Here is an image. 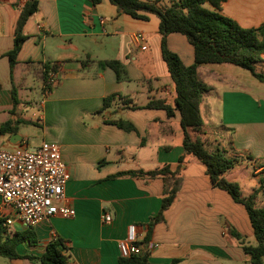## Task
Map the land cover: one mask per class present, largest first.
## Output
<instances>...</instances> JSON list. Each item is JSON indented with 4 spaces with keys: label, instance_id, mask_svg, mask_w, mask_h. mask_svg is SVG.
Masks as SVG:
<instances>
[{
    "label": "crops",
    "instance_id": "obj_1",
    "mask_svg": "<svg viewBox=\"0 0 264 264\" xmlns=\"http://www.w3.org/2000/svg\"><path fill=\"white\" fill-rule=\"evenodd\" d=\"M25 2L0 0V125L9 120L20 122L15 133L0 134V147L10 150L28 145L29 137L22 130L34 124L39 129V143L59 148L69 174L63 203L73 208L74 216L41 221L32 227L36 244L20 243L16 253L39 257L45 245L58 236L65 242L61 252L67 264H119L116 245L127 226L136 227L141 244L150 218L160 209L165 188L169 190L176 179L171 204L149 232L146 243L157 247L148 250L147 262L170 264L177 259L174 264H248L242 244L255 245V239L243 206L214 187L195 158L185 156L179 163L183 132L178 111L173 110L169 117L162 109L145 107L155 100L173 107L157 17L133 19L108 0L97 5L89 0H37L36 11L23 24L25 39L10 74L5 54L12 49ZM220 14L241 28H256L264 25V0H225ZM135 32L143 35V43L131 42ZM166 46L185 66L193 63V49L184 36L169 34ZM261 59L254 69L264 75V54ZM106 60L121 64L123 72L118 78L113 70L98 65ZM45 63L57 66L49 91H44L41 79ZM197 73L207 86L199 104L202 130L205 126L213 129L216 122L223 131L216 135L225 154L250 158L224 178L238 183L241 196L254 193L256 207L264 208V183L259 179H264V83L231 64L201 65ZM29 76L40 80L35 108L19 95ZM12 90L16 105L12 104ZM110 96L113 99L103 108V100ZM215 113L218 120L213 119ZM115 121L132 129L120 128ZM190 134L206 143L204 131ZM163 166L169 167L163 176L127 175ZM253 167L251 176L259 183L248 191L239 176ZM7 212L0 198L2 224ZM105 214L110 217L108 222L103 220ZM26 229L17 224L8 233ZM231 230L242 237V244ZM262 261L264 264V257ZM4 264L39 263L19 258Z\"/></svg>",
    "mask_w": 264,
    "mask_h": 264
},
{
    "label": "trees",
    "instance_id": "obj_2",
    "mask_svg": "<svg viewBox=\"0 0 264 264\" xmlns=\"http://www.w3.org/2000/svg\"><path fill=\"white\" fill-rule=\"evenodd\" d=\"M97 5L101 0H89ZM118 11L133 19L147 21L149 15L157 17L158 32L161 36V55L165 61L173 87V107L166 105L162 100L148 102L146 108L162 109L167 116L173 115L177 110L180 116L179 125L183 132L182 149L183 157L195 158L205 167V173L211 184L225 191L235 203L243 206L252 228L255 245H243L242 237L231 230L234 238L242 244V250L248 258V264H263L264 257V208L256 207L255 194L246 197L241 196L238 183L228 181L224 174L237 166L241 161H249L248 156L241 159L237 154L225 155V151L215 149L208 151L200 139L192 138L190 133L203 134V122L199 113V104L207 86L199 78L197 69L205 64H231L248 71L259 82L264 83V75L257 73L255 65L261 61L264 54V25L256 28H241L234 20L220 14V9L225 0H167L168 5L161 6L163 0H108ZM209 5L210 10L203 7ZM37 0H26L20 10L13 35L12 49L5 55L8 58L10 74L15 65V58L25 37L22 35V27L25 21L36 11ZM171 33L184 36L193 49V63L185 66L180 58L171 52L166 46V37ZM100 67L113 70L117 78L123 72L121 64L116 60L98 62ZM53 74V81L57 75L55 64H43L41 66V79L44 91H49L52 82L48 81V74ZM12 104H17L14 90L11 93ZM113 96L103 100V108L111 102ZM20 122L9 120L0 125V134L15 133ZM115 125L125 130L132 127L122 121H115ZM169 173V167L163 166L147 173L129 172V176L155 177ZM166 184V183H165ZM178 187V181H173L172 187L165 188L158 213L150 218L147 224L146 236L142 243L148 241L149 232L153 224L161 219L162 212L171 204ZM262 189V186L259 188ZM30 246L36 244V238L32 228L22 232L6 234L0 218V257L7 259L27 258L39 264H67L66 257L61 249H65V242L58 236L51 239L44 247L43 253L36 258L32 256H20L15 247L20 243ZM174 259L170 264L176 263ZM119 264H150L147 262V254L119 258Z\"/></svg>",
    "mask_w": 264,
    "mask_h": 264
},
{
    "label": "built area",
    "instance_id": "obj_3",
    "mask_svg": "<svg viewBox=\"0 0 264 264\" xmlns=\"http://www.w3.org/2000/svg\"><path fill=\"white\" fill-rule=\"evenodd\" d=\"M130 40L138 45L144 39L140 32H135ZM52 79L53 74L49 73L48 81L53 84ZM68 179L55 144L41 142L32 149L26 144L10 150L0 147V198L8 211L2 224L5 232L11 233L17 224L32 228L51 217H73V208L63 203ZM103 220L108 222L109 215H103ZM137 238L136 227L127 226L124 238L117 241L119 258L145 254L157 247L155 243L138 244Z\"/></svg>",
    "mask_w": 264,
    "mask_h": 264
},
{
    "label": "rangeland",
    "instance_id": "obj_4",
    "mask_svg": "<svg viewBox=\"0 0 264 264\" xmlns=\"http://www.w3.org/2000/svg\"><path fill=\"white\" fill-rule=\"evenodd\" d=\"M164 5H168L167 0L161 1V6H164ZM203 7L209 10L211 9L210 6L207 4L203 5ZM39 86H40V80L38 78H31L29 76L28 78H26L24 82V88L22 89V91L20 90L19 92L20 96L24 95L25 98L27 97L26 99L33 105V108L37 107L38 101L40 98ZM213 119L218 120V116L216 113L213 114ZM204 122L208 124L206 117L204 118ZM215 123H214L213 129L212 127H208V126H205V128L203 129V131L206 133L205 137H207V139L203 138L206 141L205 148L208 151H213L215 149H218L222 153V150H224V147L220 143L219 137L217 135L223 134V131ZM210 126H212V124ZM22 135H24L25 137H29V140H30L28 143L29 149H32L33 147L38 145L39 139H37V135H39V129L34 124H30L24 127V129L22 130ZM192 135H193L192 138L196 136L194 134ZM213 140H217L219 144L215 143ZM253 171H254V167L251 169H248L247 173L245 172L244 174H242L241 177L239 176L240 183H242V185H244L245 189H247L248 191L251 189V187H254L255 185L259 183L254 179V177H252L254 175ZM259 179H260V182L263 184L264 179L263 181H262V178H259ZM5 262H8V259L5 257H0V264H4Z\"/></svg>",
    "mask_w": 264,
    "mask_h": 264
},
{
    "label": "water",
    "instance_id": "obj_5",
    "mask_svg": "<svg viewBox=\"0 0 264 264\" xmlns=\"http://www.w3.org/2000/svg\"><path fill=\"white\" fill-rule=\"evenodd\" d=\"M15 136V135H14Z\"/></svg>",
    "mask_w": 264,
    "mask_h": 264
}]
</instances>
